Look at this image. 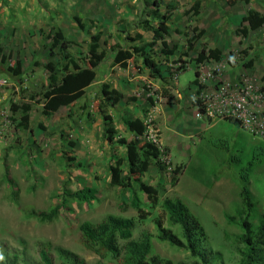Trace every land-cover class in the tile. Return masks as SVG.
I'll list each match as a JSON object with an SVG mask.
<instances>
[{
	"label": "rangeland",
	"instance_id": "1",
	"mask_svg": "<svg viewBox=\"0 0 264 264\" xmlns=\"http://www.w3.org/2000/svg\"><path fill=\"white\" fill-rule=\"evenodd\" d=\"M153 1L0 0V174L5 160L18 189L15 204L7 199L9 189L0 182V241L13 246L17 238L44 241L78 254L88 264L113 263L108 255L101 257L83 249L79 232L82 222L96 223L109 214L137 220L133 210L121 213L117 209L119 198L129 203L131 196L109 184L108 167L125 158V150L102 138L104 114L112 118L114 142L124 138L137 145L151 141L160 146L158 167L153 165L143 176L157 190L158 202L151 207L140 196L148 217L138 221L133 237L143 230L155 235L157 217L166 226L161 204L165 199H179L203 226L207 248L219 252L225 264H237L241 247L238 224L245 216L256 224L264 213V154L247 182L239 174L252 160L253 149H264V28L250 31L246 38L237 31L247 9L264 14V0H199L202 10L197 18L188 13L196 0H157L170 7L165 40L174 50L165 57L160 45L154 47L160 79L149 77L138 54L133 53L126 67L113 61L117 50L132 53L151 41V33L144 32L141 24H155L147 17ZM59 29L72 43L71 58L81 65L88 56L90 37L100 33L104 58L95 69L94 82L79 100L44 115L48 73L42 64L53 62L58 74L66 66L58 50L51 58L47 52L48 36ZM196 30H203L204 35L188 51L187 41ZM215 48L222 52L219 62H197L202 49ZM250 59L256 67L245 69L243 65ZM17 61L24 70L15 78L8 69L13 70ZM196 72L204 86L199 98ZM104 84L122 96L114 107L101 94ZM197 99L204 116L199 117L193 106ZM11 104L30 106L29 129L17 126L20 113L12 114ZM128 118L143 122L142 137L128 132L123 124ZM213 139L225 141L228 149L215 147ZM65 186L72 192L93 187L99 202L70 201L52 223L40 222L29 212L30 208L48 212L60 202ZM243 189L251 195L250 211L242 203ZM153 246L174 262L188 257L156 239Z\"/></svg>",
	"mask_w": 264,
	"mask_h": 264
},
{
	"label": "trees",
	"instance_id": "2",
	"mask_svg": "<svg viewBox=\"0 0 264 264\" xmlns=\"http://www.w3.org/2000/svg\"><path fill=\"white\" fill-rule=\"evenodd\" d=\"M245 2L248 3V0H245ZM151 7L153 10L147 14V17L151 21H155V24H141V29L144 32L151 33V41L143 43L140 48H134L132 53L121 49L117 50L113 61L115 65L126 67L127 62L133 59V53L138 54L142 59L143 67L148 71L149 77L160 79V70L153 58L155 55L154 47L160 45V53L165 57H170L174 53V50L169 48L165 40L169 32L170 7L157 0L151 3ZM162 8L165 9V12H161ZM201 10L202 4L199 0H196L188 13L197 18L200 16ZM79 27L83 28L81 24H79ZM261 28H264V14L249 8L241 19V28L237 33L240 37L246 38L250 31ZM196 31L197 34L187 41L188 51L193 49L194 41L204 35L203 30ZM136 37L137 40H142L141 35L137 34ZM100 38V33L90 37L88 56L86 62L81 65L71 58L69 48L72 43L64 38L60 29L54 35L48 36L51 42L47 48L48 57H53L55 55L54 51L58 50L65 60L66 66L63 68L62 73L58 74L56 65L53 62L49 61L42 64V67L48 73V83L43 93L42 113L44 115L55 113L62 107L71 106L84 95L85 90L94 82L95 69L104 58V52L100 50ZM242 53L245 55L246 52ZM221 59L222 52L216 48L202 49L197 55L198 63L208 60L219 62ZM1 61L4 62L5 58L3 57ZM253 66L254 61L251 59L243 65L245 69H252ZM8 71L13 77H20L23 73L20 61L16 62V67L13 70L8 69ZM194 76V84L197 86L196 96L199 98L204 86L199 84V74L197 72ZM101 94L109 107H114L122 99V96L107 84L102 85ZM163 95L178 104V100H175L172 96ZM192 103L197 108L199 115H206V112L200 106V100L197 99ZM10 112L12 114L19 112L20 117L17 126L24 130L29 129L30 106L28 104L19 106L11 104ZM102 117V138L108 145L116 143L125 150V158H118L113 166L108 167L109 184L120 188L131 196L129 203L119 198L117 209L121 213L133 210L137 215V220L109 214L96 223L82 222L79 225V232L83 249L101 257L110 256L113 261L112 264H225L219 252L207 248V236L203 226L187 205L179 199H165L161 204V209L166 218V226L157 217L153 221L155 235L143 230L137 238L133 237L138 221H143L148 217L143 209L140 196L144 195L151 207L158 202L157 190L146 184L143 181V176L153 165L158 167V159L161 154L160 146L158 143L151 141L137 145L135 142L124 138L114 142L116 132L112 127V118L104 114ZM123 124L128 132L138 137H142L145 133V126L139 118L124 119ZM211 143L217 148L228 149L225 141L213 139ZM263 154V148L257 146L253 149L252 160L239 172L243 182L248 181L251 169L261 163L260 157ZM231 159L233 162H238L236 158ZM0 182L4 183L9 189L7 199L16 204L18 189L14 180L10 177L9 167L5 160L3 171L0 174ZM241 196L243 205L247 211H250L253 206L250 193L243 189ZM70 201L79 204L99 202L98 191L93 187L85 186L72 192L65 186L62 189L60 202L48 212H36L32 208L29 209V212L40 222L52 223L59 218L60 211L67 209V204ZM229 221L232 222L231 218H229ZM252 221L253 219L245 216L238 224L240 229L238 242L241 247L238 249L239 260L237 264H264V213L256 224ZM154 239L159 243H167L170 247L187 253L188 257L185 260L174 262L161 256L154 249ZM16 243L17 245L13 246L6 240L0 241V264H88L78 254L59 246H52L49 242L35 241L30 243L23 238H17Z\"/></svg>",
	"mask_w": 264,
	"mask_h": 264
},
{
	"label": "crops",
	"instance_id": "3",
	"mask_svg": "<svg viewBox=\"0 0 264 264\" xmlns=\"http://www.w3.org/2000/svg\"><path fill=\"white\" fill-rule=\"evenodd\" d=\"M253 9V8H252ZM256 10V9H255ZM257 11V10H256ZM259 12V11H258ZM256 67V65H254L253 66V68H255ZM236 68V67H235ZM234 69V68H233ZM24 69L22 68V71H23ZM254 70V69H253ZM249 71V70H248ZM251 71V70H250Z\"/></svg>",
	"mask_w": 264,
	"mask_h": 264
},
{
	"label": "built area",
	"instance_id": "4",
	"mask_svg": "<svg viewBox=\"0 0 264 264\" xmlns=\"http://www.w3.org/2000/svg\"><path fill=\"white\" fill-rule=\"evenodd\" d=\"M198 116L200 117V115L198 114Z\"/></svg>",
	"mask_w": 264,
	"mask_h": 264
}]
</instances>
